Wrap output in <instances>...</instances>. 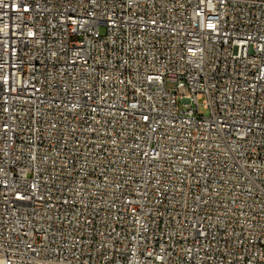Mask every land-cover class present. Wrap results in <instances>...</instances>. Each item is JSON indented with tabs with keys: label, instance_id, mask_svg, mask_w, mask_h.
Wrapping results in <instances>:
<instances>
[{
	"label": "built area",
	"instance_id": "2783aa9c",
	"mask_svg": "<svg viewBox=\"0 0 264 264\" xmlns=\"http://www.w3.org/2000/svg\"><path fill=\"white\" fill-rule=\"evenodd\" d=\"M0 264H264V0H0Z\"/></svg>",
	"mask_w": 264,
	"mask_h": 264
},
{
	"label": "rangeland",
	"instance_id": "374dc122",
	"mask_svg": "<svg viewBox=\"0 0 264 264\" xmlns=\"http://www.w3.org/2000/svg\"><path fill=\"white\" fill-rule=\"evenodd\" d=\"M199 103H201V101H199ZM199 110H200L204 115H207V113H208L206 110H204V109L202 108V106H200Z\"/></svg>",
	"mask_w": 264,
	"mask_h": 264
}]
</instances>
